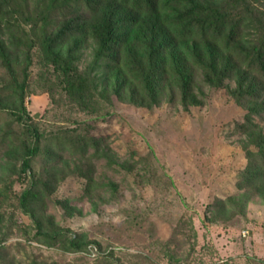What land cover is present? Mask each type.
<instances>
[{
    "label": "rangeland",
    "instance_id": "1",
    "mask_svg": "<svg viewBox=\"0 0 264 264\" xmlns=\"http://www.w3.org/2000/svg\"><path fill=\"white\" fill-rule=\"evenodd\" d=\"M237 1L244 24H264V0ZM64 3L0 0V264H264V170L245 183L257 149L237 76L213 87L193 70L186 99L172 77L155 95L119 90L106 68L118 64L87 33L62 41L65 77L41 50L44 20L57 36L64 10L97 25L115 5ZM146 20L121 62L146 60ZM250 118L264 134V112Z\"/></svg>",
    "mask_w": 264,
    "mask_h": 264
},
{
    "label": "trees",
    "instance_id": "2",
    "mask_svg": "<svg viewBox=\"0 0 264 264\" xmlns=\"http://www.w3.org/2000/svg\"><path fill=\"white\" fill-rule=\"evenodd\" d=\"M81 1L83 0H65L62 9L72 4L77 6ZM99 1L85 0L89 13L96 12V7L101 5V2L98 5ZM70 2L72 4H69ZM105 2L115 5V8L111 11L112 8L109 6L108 15H104L97 25L71 20L69 9L64 10L61 13L62 30L57 36L46 32L49 26V29L53 28L46 18L40 46L45 58L66 77L69 61L60 50L62 41L67 36L82 37L91 33L98 43L99 57L104 59L109 55L115 65L118 64L113 67L106 65V68L108 74L118 73L119 90L137 81L144 86L145 92L155 95L165 79L172 77L179 83L186 99L190 95L192 85L194 86L193 70H200L204 82L213 87L222 85L224 79L237 76L235 97L247 100L246 104L250 105L242 127L243 132L253 140L252 143L257 149L255 152L247 150L245 183L260 179L262 177L260 173L264 170V134L258 132L255 136L252 135L254 128L250 117L264 112V100H261L260 96L262 90L257 82L259 78H264V24L251 16L249 23L244 24L248 13L238 11L237 0H105ZM78 6L76 8L78 11L76 9L74 11H81L82 6ZM142 18L149 19L146 20L147 29L145 28V32L148 33L145 36L144 31L142 32L143 43L137 40L142 44V50H147V58L144 60L135 56L128 59L129 63L121 62L119 51L126 43L136 41L135 37H138L134 35H137L134 29L139 27L137 24ZM248 29L255 31L257 38L252 42H243V32ZM73 89L69 83L68 92L72 93ZM35 153L36 149L29 152L31 156ZM69 247L78 250L80 245L71 241Z\"/></svg>",
    "mask_w": 264,
    "mask_h": 264
}]
</instances>
